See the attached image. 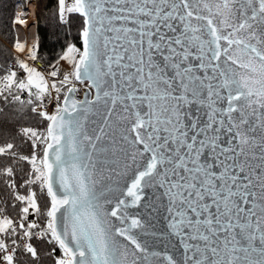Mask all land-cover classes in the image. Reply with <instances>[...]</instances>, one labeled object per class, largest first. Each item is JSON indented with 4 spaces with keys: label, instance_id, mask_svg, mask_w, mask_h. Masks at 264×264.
I'll return each mask as SVG.
<instances>
[{
    "label": "snow or ice",
    "instance_id": "snow-or-ice-1",
    "mask_svg": "<svg viewBox=\"0 0 264 264\" xmlns=\"http://www.w3.org/2000/svg\"><path fill=\"white\" fill-rule=\"evenodd\" d=\"M28 2L0 0V264H264V0Z\"/></svg>",
    "mask_w": 264,
    "mask_h": 264
},
{
    "label": "trees",
    "instance_id": "trees-1",
    "mask_svg": "<svg viewBox=\"0 0 264 264\" xmlns=\"http://www.w3.org/2000/svg\"><path fill=\"white\" fill-rule=\"evenodd\" d=\"M6 2L9 4V5H11L13 2H14V0H6ZM28 8H29V10H31V17H33L34 16V13H33V11H32V9H33V3H32V0H29V4H28ZM35 26V25H34ZM36 27V26H35ZM34 27V28H35Z\"/></svg>",
    "mask_w": 264,
    "mask_h": 264
},
{
    "label": "bare ground",
    "instance_id": "bare-ground-1",
    "mask_svg": "<svg viewBox=\"0 0 264 264\" xmlns=\"http://www.w3.org/2000/svg\"><path fill=\"white\" fill-rule=\"evenodd\" d=\"M28 15H29V18H31V10H29L28 9ZM34 25H31L30 27H29V31L31 32L33 29H34Z\"/></svg>",
    "mask_w": 264,
    "mask_h": 264
},
{
    "label": "rangeland",
    "instance_id": "rangeland-1",
    "mask_svg": "<svg viewBox=\"0 0 264 264\" xmlns=\"http://www.w3.org/2000/svg\"><path fill=\"white\" fill-rule=\"evenodd\" d=\"M28 4H29V2H28ZM29 9V8H28Z\"/></svg>",
    "mask_w": 264,
    "mask_h": 264
}]
</instances>
